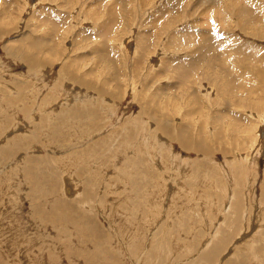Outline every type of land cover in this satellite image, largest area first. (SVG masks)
<instances>
[{
  "label": "rangeland",
  "instance_id": "rangeland-1",
  "mask_svg": "<svg viewBox=\"0 0 264 264\" xmlns=\"http://www.w3.org/2000/svg\"><path fill=\"white\" fill-rule=\"evenodd\" d=\"M0 264H264V0H0Z\"/></svg>",
  "mask_w": 264,
  "mask_h": 264
},
{
  "label": "bare ground",
  "instance_id": "bare-ground-1",
  "mask_svg": "<svg viewBox=\"0 0 264 264\" xmlns=\"http://www.w3.org/2000/svg\"><path fill=\"white\" fill-rule=\"evenodd\" d=\"M209 3V2H208ZM221 24V23H220ZM148 147V146H147ZM66 185H70L71 187H72V195L74 194V196H75V193H76V190H74V188H73V183L70 181V184H69V181H68V179L66 178V179H64V184H63V186H66ZM75 187V186H74ZM64 190H65V188H64ZM78 194V193H77ZM10 195V194H9ZM71 195V196H72ZM69 196V195H68ZM15 198V197H14ZM43 212V211H42Z\"/></svg>",
  "mask_w": 264,
  "mask_h": 264
}]
</instances>
